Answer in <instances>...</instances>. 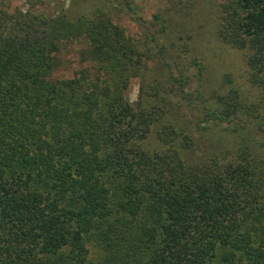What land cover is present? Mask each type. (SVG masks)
I'll use <instances>...</instances> for the list:
<instances>
[{
    "label": "trees",
    "instance_id": "16d2710c",
    "mask_svg": "<svg viewBox=\"0 0 264 264\" xmlns=\"http://www.w3.org/2000/svg\"><path fill=\"white\" fill-rule=\"evenodd\" d=\"M44 1L0 10V264H264V0L209 13L246 95L189 55L197 0ZM76 40L90 68L55 78Z\"/></svg>",
    "mask_w": 264,
    "mask_h": 264
},
{
    "label": "rangeland",
    "instance_id": "374dc122",
    "mask_svg": "<svg viewBox=\"0 0 264 264\" xmlns=\"http://www.w3.org/2000/svg\"><path fill=\"white\" fill-rule=\"evenodd\" d=\"M72 1L76 2L73 6L77 8L83 7L87 4L84 0ZM110 1L117 3L119 0ZM162 1L161 9L169 7L170 4L165 3L166 0ZM182 1L185 3L188 0ZM223 1L225 0L196 1L194 9H192V17L193 24H195L198 28L196 31L198 36L190 44L189 55L197 56L199 59L203 60L207 66V75L209 79L208 80L206 78V82L213 85L215 89L218 90L223 88V86H221L222 78L224 75L228 74L232 83L246 95L249 92H246L248 86L245 84L246 66L242 52L222 45L214 39L211 34V23L213 17H210L209 13L211 10L215 13L217 5ZM70 3V0H45L43 3L36 4L35 9L53 13L56 9L68 7ZM136 3L142 9L146 17L150 16L152 11L156 8L154 0H136ZM90 4H87V6H90ZM29 5L30 4L26 2V0H0V10H6L9 12L16 8L26 10ZM121 23L125 25L131 33H135V26H132L127 19L125 20L124 18ZM87 51L88 43L85 40L68 41L63 43L59 53L57 54L58 65L53 73L54 77L57 79L72 78L79 70L83 68H90V64L87 63L84 57L85 52ZM138 87L139 80L133 79L127 92L128 100L133 106L136 105L137 102ZM147 146L154 147L155 141L152 139L148 140Z\"/></svg>",
    "mask_w": 264,
    "mask_h": 264
}]
</instances>
